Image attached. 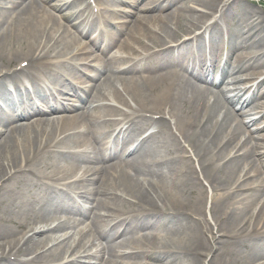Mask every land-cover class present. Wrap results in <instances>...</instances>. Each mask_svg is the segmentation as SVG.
Here are the masks:
<instances>
[{
    "label": "bare ground",
    "instance_id": "6f19581e",
    "mask_svg": "<svg viewBox=\"0 0 264 264\" xmlns=\"http://www.w3.org/2000/svg\"><path fill=\"white\" fill-rule=\"evenodd\" d=\"M149 1L122 49L147 56L94 57L103 77L81 82L92 93L82 110L66 82L67 65L86 72L89 56L69 51L87 54L77 35L36 0H0V264H264V19L214 0ZM113 6L81 22L97 42ZM63 8L83 15L87 0ZM105 101L129 110L126 127Z\"/></svg>",
    "mask_w": 264,
    "mask_h": 264
},
{
    "label": "rangeland",
    "instance_id": "374dc122",
    "mask_svg": "<svg viewBox=\"0 0 264 264\" xmlns=\"http://www.w3.org/2000/svg\"><path fill=\"white\" fill-rule=\"evenodd\" d=\"M19 1H20V6H21L27 0H19ZM65 1H69V0H36V3L40 4L41 6L46 7L48 11H51L52 13H54V17H56V21H58V24L61 25L68 34L75 35V36L77 35V37L79 39V43H80L78 45L81 46V44H82V47L85 49L87 54L86 55L82 54L81 48L74 45L73 47H71L69 49V51H72L73 56H76V57H80V55L85 56V57L89 56L87 61L85 63L81 64V66L84 67L86 72H84L83 70L81 71V70L73 69V66L76 65L75 63H71V64L67 65V74L69 76H74L73 74L76 73V77L74 76L73 79H68L66 81L67 83L71 84L72 89H75L77 92V97L74 98L75 102H73V103H75L76 105H82L84 107V109H82V110H85L87 108L91 98H92V93L87 92V90H85V86L81 85V82L83 81L84 84L95 85L101 80V78L103 76H99V72L97 71L98 59L100 60L101 58H103L105 60H110V59H117L119 57H124V56L129 55L133 58V61L138 62V61H143L142 59H144L145 56H147L146 54H144L143 51H141V54H137L135 52L132 53L133 51L128 52V51H124L122 49H124V43H125L126 37H127V26H130V23L134 20L136 14L139 11L138 9L141 8L142 6H144L146 3H147V6H150L151 1H149V0H135V1H137V3H136L137 9L135 10L134 9L135 7L130 5V3H131L130 1H133V0H129L126 2L124 0H104V1L102 0V1H98V2H93V0H87L88 8L86 9V11L84 12L83 15H79V14L73 15V13L76 9L69 10V8H63L62 10H60L61 4H63ZM182 1H186V0H179L177 5L180 4ZM214 1L215 2L213 3L212 7H216L217 5L222 4V6L219 7L220 11L222 10L224 12L226 10L227 15L229 14L230 10L238 12V11H241V8L243 7V8H246L247 10L254 11L257 15L263 17V19H264V0H214ZM57 2H59V3L61 2V4H58ZM121 2L123 4H120ZM49 4H50V6H49ZM82 5H83V3L81 4V6ZM112 6L117 8V11L119 10V12H117L115 19H114V22L111 25L108 24L106 27L102 25V28L104 30V35H107V36L105 37L104 41L97 42V41H95L98 37L97 26H94L87 31V28L85 26L86 24L81 23V22L83 19H85V22H87V23L92 22L94 19L95 13L103 12L104 10H107V9L112 11ZM212 7L211 6H209V8H201L200 7L197 9L200 12H207V11L209 12V11H211ZM113 11H116V9ZM107 14H109V13H107ZM132 14H134V15H132ZM106 16H108V15H106ZM126 21H128V24L126 23V27H124V23ZM219 22L220 23H218V24L220 26L223 25V21H219ZM207 24L208 23H206V25ZM99 27L100 26H98V28ZM203 30L204 29L202 28L204 41L206 43L209 40L212 41V35H211L210 31L205 30L203 32ZM247 30H248V32H250V36H252V38L254 37V39H256L258 41L261 40V36L258 35L257 33H255L253 28H250ZM78 34H80V35H78ZM108 34H109V36H108ZM102 39H103V37H102ZM168 42H169V39L166 38L165 39V43H167L166 45H168ZM214 42L216 45H218L217 41H214ZM143 44L146 45V44H149V42L147 40H143V43L136 42L134 44V47L137 50L138 49L141 50L140 48H142L144 46ZM239 50L240 49L233 52L232 60H235L238 57V54L241 52ZM261 50H264V45L261 47ZM237 51H239V52H237ZM94 57L98 58V59H96L94 61L93 60ZM51 61L54 62L56 65L63 68V65L61 64L60 58H52ZM62 62H63V60H62ZM144 63H148V61H146ZM149 66L150 65H148V64L146 65V67H149ZM239 73L240 72H237L236 74H239ZM96 74L98 76L95 79L92 78L93 75H96ZM241 78L243 79L244 82H247L249 80H253L252 78H248L245 75L241 76ZM256 81L253 82V84H255ZM243 85L244 84H242L240 86H243ZM67 87H68L67 85L63 86L64 89ZM124 88L125 87L119 83H115L112 86V89L114 91H121V93H123L126 96L128 103H130V105H133V102L131 101V99L128 98V96L125 94ZM9 89L12 93L14 92L11 89V85H9ZM241 90H242V92H245L246 94H249V95L253 93L252 87L248 91H245L244 88H242ZM60 93H61V95H58V92H57V94L54 97L56 98V100H58V102L61 103L62 98L66 97V95L62 96L65 94V92H60ZM104 103H106L108 105L110 104V105L115 106V107H119L124 112H127V114H125V120L126 121H124L125 127L127 126L126 123L129 122L130 120H132V116L128 112L129 111L128 109L120 106L119 104L111 102V101H105ZM53 105L54 104H51V106H53ZM67 110L68 109H66V112H64L63 114L69 113ZM78 110H79V108H78ZM115 117H119V116H115ZM121 119H122V117H121ZM17 121H18V123H21V122H19L20 120H17ZM17 121H15V122H17ZM246 121H248V119H245V122ZM5 127H6V129H8L7 126H5ZM114 129H115V127H111L110 130H109V128H106V129H104V131L109 130V133H111V137L113 138L114 133H112V132ZM118 129L119 128H117L115 130V133L118 131ZM153 130L154 129H150V130L146 131L145 133H143L141 135V138H145ZM112 138H111V140H112ZM133 144L136 145V142ZM129 157L130 156L128 154L126 156H124L125 159H127ZM69 177L71 178V176H69ZM70 178L68 179V181L72 182V180H70ZM95 211H96L95 201H92L90 204V217H91V214ZM137 213H138V215H141V214H144V211L142 209H140L139 211H137ZM65 215H66V213L62 214L63 218L65 217ZM142 217H145V216H142ZM108 219L111 220L110 218H108ZM87 220H89V219L86 218L82 222V224L78 225V227H82L83 223H86ZM105 222L107 223L108 221H105ZM126 249L127 248L124 247V248H121L119 250L124 251ZM106 257L107 256L104 255V259H106ZM74 258H75V255H73V257H71V259H74ZM120 261H123V260L120 259Z\"/></svg>",
    "mask_w": 264,
    "mask_h": 264
}]
</instances>
